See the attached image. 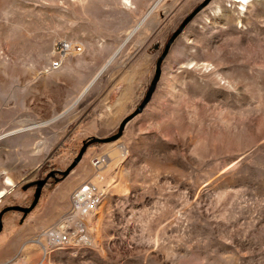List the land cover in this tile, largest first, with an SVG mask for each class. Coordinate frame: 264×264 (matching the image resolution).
Listing matches in <instances>:
<instances>
[{"label":"rangeland","instance_id":"374dc122","mask_svg":"<svg viewBox=\"0 0 264 264\" xmlns=\"http://www.w3.org/2000/svg\"><path fill=\"white\" fill-rule=\"evenodd\" d=\"M204 1L0 0V212L55 174L4 213L0 264H264V0H210L122 135L59 172L142 104ZM88 183L85 243L50 246Z\"/></svg>","mask_w":264,"mask_h":264},{"label":"water","instance_id":"95a60500","mask_svg":"<svg viewBox=\"0 0 264 264\" xmlns=\"http://www.w3.org/2000/svg\"><path fill=\"white\" fill-rule=\"evenodd\" d=\"M210 0H205L203 3H201L181 24V26L178 28V30L176 32H174V34L171 36L169 42L167 43L163 53L161 54V56L158 58L157 63H156V70H155V75L154 78L151 82V86L149 88V91L144 99V101L142 102V104L136 109V111L127 116L126 118H124V120H122V122L119 125V129L118 132L112 136H108V137H92L91 139H89L88 141L84 142L82 148L80 149L79 153L77 154V156L74 158V160L71 162V164L63 171H59L62 175V177L67 176L71 170L78 164V162L82 159L86 149L88 148V146L94 142H107V141H111V140H115L118 137H120L122 135V132L124 130V127L126 125V123L135 115L137 114L142 107L145 105V103L150 99L151 94L156 86L157 81L160 78V74H161V66H162V62L164 57L166 56V54L168 53V50L170 48L171 43L173 42V40L175 39V37L181 32L182 28L191 20V18L198 12L200 11L204 6H206L209 3ZM102 72V71H101ZM100 72V73H101ZM99 73V74H100ZM98 74V75H99ZM13 133V132H12ZM9 133V134H12ZM8 135V134H6ZM5 135V136H6ZM54 172L49 173L45 178L39 179V180H32V181H27V183L25 184L24 187H29L30 185H35V194H34V198L33 201L31 202V204L29 206H21V205H10L7 206L5 208H3L0 212V231L2 230L3 227V222H2V218L5 212L10 211V210H18L20 212H23V217H26L28 215L29 212H31L34 207L36 206V204L38 203V200L41 196V192H42V188L44 187V185L47 183L48 178H50L51 176H54Z\"/></svg>","mask_w":264,"mask_h":264},{"label":"built area","instance_id":"2783aa9c","mask_svg":"<svg viewBox=\"0 0 264 264\" xmlns=\"http://www.w3.org/2000/svg\"><path fill=\"white\" fill-rule=\"evenodd\" d=\"M71 44V43H70ZM69 46V42H61L59 47H61V54H65L66 52V48H69L71 50L72 46ZM62 63V58H59L57 60H55L53 62V67L57 68L61 65ZM101 161H103V158H98L96 161H94L95 165H98ZM88 185V184H87ZM85 187L81 186V188L77 189L74 194H73V206H72V210L69 212L68 216H67V220H64L60 226L58 227H54L53 229H51V231H49L50 234H52V236L54 237V243L52 246H58L59 243H67V244H72V243H80V240L83 239L81 238V236H84V233L80 228L83 226L82 222H75L72 223V221L81 213H83L82 215H84L85 213H87L86 211L82 212V210L77 209V207L79 206L77 202L74 201V196L77 195L81 189H83ZM93 190V189H92ZM92 195L95 196L96 192L95 190L92 191ZM72 237V239H71ZM70 239L72 241H70ZM86 241V240H84ZM83 241V242H84Z\"/></svg>","mask_w":264,"mask_h":264},{"label":"bare ground","instance_id":"6f19581e","mask_svg":"<svg viewBox=\"0 0 264 264\" xmlns=\"http://www.w3.org/2000/svg\"><path fill=\"white\" fill-rule=\"evenodd\" d=\"M234 1H237V2H239L240 4H242V5H245V4H247L250 0H234ZM157 3H158V1L154 4V5H152V8H151V10H153L155 7H156V5H157ZM71 46V44H69V46L68 47H70ZM70 49L69 48H66V52L67 51H69ZM109 64V63H108ZM108 64H106V66L108 65ZM106 66H104V68L106 67ZM103 68V69H104ZM102 69V70H103ZM101 70V71H102ZM100 71V72H101ZM99 72V73H100ZM98 73V74H99ZM98 76V75H97ZM96 76V77H97ZM96 79V78H95ZM94 79V80H95ZM93 82V81H92ZM9 133H11V132H9ZM95 190L94 188H93V186L91 185V184H89L88 183V185H85V187L83 188V189H81V191L77 194V195H75L74 196V201L75 202H77L78 203V207H77V209H78V211L79 210H82V212H84V211H86L88 214H90V210H92V204H93V199H97L98 198V194H97V192H96V195L95 196H93L92 195V191L93 190ZM81 214H83V213H81ZM45 234H46V236H47V242H48V244L50 245V246H52L53 245V243H54V237L52 236V234H50L49 232H45ZM88 235V230H87V233H84V236H81V238H83V239H81L80 240V243H85V241L84 240H86V236ZM71 239H72V237H71ZM70 239V241H72ZM84 241V242H83ZM65 245H69V244H67V243H59L58 244V246L57 247H62V246H65ZM46 254H47V252H46Z\"/></svg>","mask_w":264,"mask_h":264},{"label":"crops","instance_id":"0c3cea01","mask_svg":"<svg viewBox=\"0 0 264 264\" xmlns=\"http://www.w3.org/2000/svg\"><path fill=\"white\" fill-rule=\"evenodd\" d=\"M143 20V19H142ZM142 20L133 28V30L132 31H134V30H136L137 28H138V26L140 25V23L142 22ZM131 34V33H130ZM129 34V35H130ZM128 35V36H129ZM127 36V37H128ZM126 37V39L124 40V42H123V44L129 39V38H127ZM123 44L117 49V51L110 57V59L101 67V69L94 75V77L89 81V83L83 88V90L82 91H86L87 90V88L90 86V84L92 83V81H94V79L96 78V76L98 75V73L104 68V66H106V64H108V63H110L111 62V60L117 55V53H118V51L120 50V48L123 46ZM75 104V103H74ZM73 104V105H74ZM72 105V106H73ZM71 106V107H72ZM69 109H66L65 111H63L62 112V114L63 113H65V112H67ZM8 183H10V179H8V181H7ZM2 194H3V191H0V197L2 196ZM2 239V238H1Z\"/></svg>","mask_w":264,"mask_h":264}]
</instances>
